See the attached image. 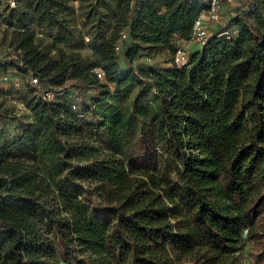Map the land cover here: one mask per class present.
Returning a JSON list of instances; mask_svg holds the SVG:
<instances>
[{"label":"trees","instance_id":"trees-1","mask_svg":"<svg viewBox=\"0 0 264 264\" xmlns=\"http://www.w3.org/2000/svg\"><path fill=\"white\" fill-rule=\"evenodd\" d=\"M68 1L0 10L14 66L38 78L24 134L0 126V264H264V0L181 68L136 58L174 53L201 0H90L89 58L63 48ZM34 28L56 30V55ZM66 79L103 91L82 112L43 97Z\"/></svg>","mask_w":264,"mask_h":264},{"label":"rangeland","instance_id":"rangeland-1","mask_svg":"<svg viewBox=\"0 0 264 264\" xmlns=\"http://www.w3.org/2000/svg\"><path fill=\"white\" fill-rule=\"evenodd\" d=\"M206 3L207 0H201ZM240 0H232L227 2L226 0H221L222 3V19L220 25H215L213 23H208L210 28H216L218 31L220 28L228 27L230 28L233 24V18L230 14L231 11L236 10L239 5ZM6 4V0H0V10ZM90 0H69L68 9L70 10L68 17L69 24L74 29L73 41L68 45H63L64 49H68L70 45H77V51L81 56L89 58L91 51L86 46L85 36H89L88 30L91 27V18H87L85 15L86 10L89 8ZM113 6L116 8L117 4L113 2ZM102 15L106 16L105 21L111 24L112 12L104 7H99ZM264 13V11H262ZM105 23L104 29L108 32L109 25ZM5 26L0 23V126H5L9 130L10 136L15 137L20 134H24L23 130L27 128L29 123L28 110L24 106L22 101V95L26 92V85L30 81V75H20L21 73L14 66L12 61L13 56L16 55V49L14 44L11 42L10 29L5 32ZM233 28V27H232ZM42 36L38 37L37 42L39 50L42 53H50L56 55L52 50V40L56 34L55 29H46L42 32ZM82 35V44L80 42V36ZM194 42H186V44H191ZM173 53L167 49L155 53H148L147 51L141 52L136 58L137 62H144L156 67H169L172 59ZM118 62L124 68L122 57L118 55ZM6 65V66H4ZM4 75H7V80H3ZM19 80V87L12 86L14 79ZM102 81L100 85H103ZM52 90L50 93L54 96V99L58 102L68 101L72 102L75 98L78 99V105L76 111L82 112L86 105L100 92L103 91L102 87L99 86H83L73 80L66 79L60 85H49L45 84L42 90ZM80 101V103H79ZM38 128H33L31 134L36 136L38 133Z\"/></svg>","mask_w":264,"mask_h":264},{"label":"built area","instance_id":"built-area-1","mask_svg":"<svg viewBox=\"0 0 264 264\" xmlns=\"http://www.w3.org/2000/svg\"><path fill=\"white\" fill-rule=\"evenodd\" d=\"M227 2H231L232 0H226ZM8 7L13 8L16 5L15 0H7ZM206 10L202 12L194 21V24L192 26V30L190 33V37L188 40H185V42H196L200 44L201 46L205 44L211 37L216 36V37H225L228 38L234 31V28L230 27H222L218 31L216 28H210L208 26V23H213L215 25H220L221 24V13H222V3L221 0H207L206 2ZM250 8V4L247 0H240L238 7L236 10L231 11L232 18L238 19L242 16L243 13L248 11ZM34 32L36 37L42 36V31H40L38 28H34ZM126 33L121 34L120 40L126 39ZM86 41H88V37H84ZM16 55L13 56V64H16L18 66L22 65V58H21V53L19 50H16ZM116 53L121 52V47L120 43L116 45L115 47ZM1 59V58H0ZM190 61V53L184 48V46H179L176 48L175 52L173 53L170 66L171 67H176V68H181L185 65H187ZM96 77L99 80L103 79V72L99 68H94L93 69ZM24 75V74H20ZM30 81L29 83L31 85H36L38 83V78L32 74H30ZM3 80H7V75H4ZM19 80L17 78L14 79L13 85L15 87H19ZM43 97L47 99H52L53 95L51 93L45 92L43 93ZM75 100H78L75 98ZM72 109H76V103L72 104Z\"/></svg>","mask_w":264,"mask_h":264},{"label":"crops","instance_id":"crops-1","mask_svg":"<svg viewBox=\"0 0 264 264\" xmlns=\"http://www.w3.org/2000/svg\"><path fill=\"white\" fill-rule=\"evenodd\" d=\"M33 27H36L35 25H33ZM52 29V28H51ZM173 44L175 45V47H179V46H184V48L190 53L192 54L195 51H198L201 48V45L194 42L191 44H186L185 40L183 38H180L178 36H176L174 38Z\"/></svg>","mask_w":264,"mask_h":264}]
</instances>
